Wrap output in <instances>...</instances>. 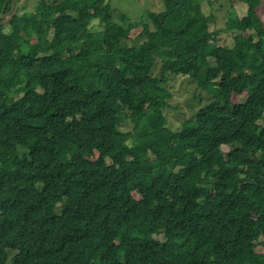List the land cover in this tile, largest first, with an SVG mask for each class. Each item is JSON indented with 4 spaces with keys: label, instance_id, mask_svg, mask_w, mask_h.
Masks as SVG:
<instances>
[{
    "label": "trees",
    "instance_id": "obj_1",
    "mask_svg": "<svg viewBox=\"0 0 264 264\" xmlns=\"http://www.w3.org/2000/svg\"><path fill=\"white\" fill-rule=\"evenodd\" d=\"M163 1L136 28L110 0H0V264H264V0H228L231 48L220 0ZM171 76L214 96L176 130Z\"/></svg>",
    "mask_w": 264,
    "mask_h": 264
},
{
    "label": "rangeland",
    "instance_id": "obj_2",
    "mask_svg": "<svg viewBox=\"0 0 264 264\" xmlns=\"http://www.w3.org/2000/svg\"><path fill=\"white\" fill-rule=\"evenodd\" d=\"M18 1V9L20 10V13L25 12L23 9L25 4L28 5L26 9V11H28L35 6L34 3L36 2L35 0L34 2L27 4L25 3V0ZM206 3L207 2L205 1V4ZM110 4L116 15L127 14L131 21L135 24L136 28L139 27L142 20L147 18L149 13H160L165 10V4L163 0H110ZM231 8L235 10L238 16L241 18L247 14V5L239 1L229 2L228 0H220L211 8L212 13H214V15L217 17V27L224 29L218 35L219 44L226 48H231L233 46V34L232 32L227 31L226 23L228 17L225 15L228 11H231ZM205 11L207 14L210 13L209 8H205ZM258 13L259 17L264 22V2H262L260 8L258 9ZM101 28V24H99L97 21L92 25L93 31H99ZM141 30L142 29L139 28L132 32L131 40L127 41L129 45L134 46L137 44L136 46H140L143 44L144 41H134L135 39L139 38ZM32 42L35 43L34 40ZM39 64L40 59L35 60L33 63L31 70L34 74L38 72ZM211 64L215 65L213 61H211ZM161 68L162 64L159 62L154 70V74L156 76L161 75ZM167 87H170L169 89L173 94V97L170 102L171 107L166 110V116L169 127L174 130L181 128L182 125L187 124L189 121H194L200 109L214 100L212 93L200 90L197 82H191L185 77L175 78V76H171L169 85ZM246 99V93L240 96L234 95L232 97L231 104H241L244 103ZM120 129L123 132L132 133L134 131V124L131 121H126L120 125ZM223 150L226 157H228L232 152V149L228 146H223ZM97 156L98 154L94 158H97ZM248 194L255 196L251 191ZM135 197L136 199H140L141 196L135 194ZM156 238L161 241H165V237L163 235L156 236ZM255 251L257 253L264 254V247L258 245L256 246ZM121 257H123V254H121Z\"/></svg>",
    "mask_w": 264,
    "mask_h": 264
},
{
    "label": "water",
    "instance_id": "obj_3",
    "mask_svg": "<svg viewBox=\"0 0 264 264\" xmlns=\"http://www.w3.org/2000/svg\"><path fill=\"white\" fill-rule=\"evenodd\" d=\"M10 1V0H9ZM13 2H12V8H11V11H9L7 14L8 15H5V12H6V5H5V7L3 8V11H2V13H1V15H2V17L3 18H7L9 15H11L13 12H14V10H15V7H16V3H18L19 1L18 0H12ZM47 1V3H49V0H46ZM63 1H66V0H63Z\"/></svg>",
    "mask_w": 264,
    "mask_h": 264
},
{
    "label": "clouds",
    "instance_id": "obj_4",
    "mask_svg": "<svg viewBox=\"0 0 264 264\" xmlns=\"http://www.w3.org/2000/svg\"><path fill=\"white\" fill-rule=\"evenodd\" d=\"M242 3V2H241ZM245 4V3H244ZM247 5V4H246ZM247 7H248V5H247ZM247 11H248V8H247ZM257 13H258V8H257ZM13 14V13H12ZM11 14V15H12ZM258 16H259V13H258ZM246 93V92H245ZM244 94V93H243ZM235 95H237V94H235ZM234 96V95H233ZM238 96V95H237ZM248 97V96H247ZM212 102V101H211Z\"/></svg>",
    "mask_w": 264,
    "mask_h": 264
},
{
    "label": "bare ground",
    "instance_id": "obj_5",
    "mask_svg": "<svg viewBox=\"0 0 264 264\" xmlns=\"http://www.w3.org/2000/svg\"><path fill=\"white\" fill-rule=\"evenodd\" d=\"M5 15H7V13H5Z\"/></svg>",
    "mask_w": 264,
    "mask_h": 264
}]
</instances>
